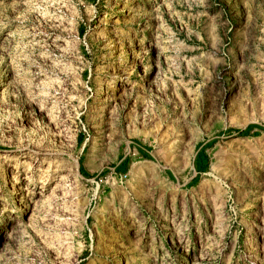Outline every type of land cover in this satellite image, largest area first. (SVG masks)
Listing matches in <instances>:
<instances>
[{"label":"rangeland","instance_id":"1","mask_svg":"<svg viewBox=\"0 0 264 264\" xmlns=\"http://www.w3.org/2000/svg\"><path fill=\"white\" fill-rule=\"evenodd\" d=\"M263 126L264 0H0V264H264Z\"/></svg>","mask_w":264,"mask_h":264},{"label":"trees","instance_id":"2","mask_svg":"<svg viewBox=\"0 0 264 264\" xmlns=\"http://www.w3.org/2000/svg\"><path fill=\"white\" fill-rule=\"evenodd\" d=\"M252 128H257V127H256L255 125H249V126H247L245 129H243V130H237V131H235V134H236L237 136H245V135L248 133V130H249V129H252ZM261 128H264V126L261 127ZM212 142H213V140H211L210 142H208L206 145H207V146H208V145H211ZM131 144H132V146H133L134 148H136V150L138 151V153H139L142 157H144V158L147 159V150H146V149L141 148V147H140L137 143H135V142H132ZM203 150H204V145H203V146H202V145H199V146L197 147V151H196L195 158H194V161H193V164H194V171H195L197 174L204 172V171L206 170V168H207V158H206V156L204 155ZM124 165H125V163L122 161L118 166L113 167V169H114V171L118 172L119 169H121V168L124 167ZM78 171H79V174H80L82 177H84V178H97V177L100 175V174H99V175L89 176V175H87L86 173L83 172V170L81 169V167L78 168ZM196 178H197V177H195L194 179L191 180V184H193V183L195 182Z\"/></svg>","mask_w":264,"mask_h":264}]
</instances>
